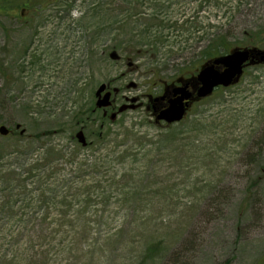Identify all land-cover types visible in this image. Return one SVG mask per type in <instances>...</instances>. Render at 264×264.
Returning a JSON list of instances; mask_svg holds the SVG:
<instances>
[{
    "label": "rangeland",
    "instance_id": "1",
    "mask_svg": "<svg viewBox=\"0 0 264 264\" xmlns=\"http://www.w3.org/2000/svg\"><path fill=\"white\" fill-rule=\"evenodd\" d=\"M227 1V19L215 16L217 0L199 13L205 24L227 20L217 29L218 55L264 48V0ZM7 5L0 6V124L13 133L0 135V165L19 166L26 149L46 143L74 151L69 135L79 129L94 140L104 123L103 110L95 109L102 83L113 91V106L134 97L138 106L109 118L101 129L106 138L80 151L97 158L88 178L102 194L81 188L78 195L66 190L72 193L61 206L49 200L48 219L32 220L45 230L59 224L52 235L36 226L21 236L7 232V213L0 264H20L32 251L31 264H264V64L246 68L237 84L196 101L168 126L147 109L149 96L196 75L214 32L191 37L194 0ZM178 8L191 15L189 24L164 26L177 20ZM182 33L190 38L177 44ZM57 160L70 169L66 158ZM4 179L2 195L13 186Z\"/></svg>",
    "mask_w": 264,
    "mask_h": 264
},
{
    "label": "trees",
    "instance_id": "2",
    "mask_svg": "<svg viewBox=\"0 0 264 264\" xmlns=\"http://www.w3.org/2000/svg\"><path fill=\"white\" fill-rule=\"evenodd\" d=\"M1 1L3 0H0V2ZM7 1H4L5 5L3 3V5L0 4V6H4V8H6V6H8ZM194 1L196 7L192 12L194 21H191V27L193 29L191 37L196 38L198 36V39L203 38L204 35L208 34L207 29L214 30V32H212L210 36L207 37L208 42L206 43L204 50L201 52V59L205 58V61H207L224 52L218 49V47L222 45V37L219 35L220 33H217V29L220 26H225L227 20H221V22L216 24H205L201 21L202 17L199 13L203 8H205V4L210 0ZM169 4L171 3H168V5ZM231 6L232 5H230V2L227 0H217V2L213 4V8L216 12L215 16L219 13H222V19H227V14L230 9H232ZM236 6H240V4L237 2ZM170 7L172 6H166L165 8L168 9ZM178 9H180V12L178 13L177 20L164 26L180 27L177 25L178 23H181L183 26L189 24V18L191 15L185 14L184 10L181 8ZM167 17L169 18L170 16ZM188 30L186 32H188ZM158 34V32H155L152 36H158ZM161 37H163L162 31ZM189 38V36H184L182 33L176 36L174 39H176L175 42L177 44H182V42H188ZM165 41L168 42V40ZM153 51L156 52L154 49ZM90 112L92 113L93 110ZM101 119L104 123L97 128L96 138L103 140L106 138V133H103L101 129H103L104 124L108 122L109 118L102 115ZM86 121L87 118H85L83 122L78 123H84ZM96 138L94 140L88 139V145L83 147L76 140L74 134L71 133L69 135V140L75 145L74 151H67L64 147L57 144L46 143L39 149H35L34 147L26 149L28 151L22 153L19 156V166H11L10 164L0 165V180L5 178L4 181L13 185L10 187V191L8 190L9 188L3 189L4 195L0 193V220H3L7 213L12 216L11 219H9L4 224L3 229L15 235H23V229L34 228L36 226V219L32 220L34 216H40L42 221L48 219L49 213L51 211L49 200L60 202L61 206V203H66V201H68V197L71 196L69 195L70 193L73 192L78 195V190L81 188H86L85 193L87 194H90L94 191L98 194H102V186L98 184L96 185L97 188L94 190L93 188L96 187L93 184L94 177L88 178L89 173H92V175L95 174L94 167L96 165L97 158L82 156L80 153L81 150L93 147L97 141ZM60 158L67 159L66 164L70 166L68 171L63 169L62 165L58 163L57 159ZM66 190L72 192L69 193L66 192ZM86 200H88V197ZM13 218H15V222L12 221ZM17 218L19 220H17ZM14 224L17 226L16 231H12L10 229ZM46 226L47 225L44 224V222L40 223L38 226H36L34 231L39 233L46 231L50 233V235L58 232L59 224H54L53 228H49L48 230H45ZM13 252L15 253V250ZM35 253L36 251H32L20 264H28L29 262L31 264L33 260L36 259Z\"/></svg>",
    "mask_w": 264,
    "mask_h": 264
},
{
    "label": "water",
    "instance_id": "3",
    "mask_svg": "<svg viewBox=\"0 0 264 264\" xmlns=\"http://www.w3.org/2000/svg\"><path fill=\"white\" fill-rule=\"evenodd\" d=\"M264 62V49L258 48H234L229 53L213 58L204 63L197 76L191 80L185 81L182 85L173 87V97L169 100V105L160 109L156 119L157 121H166L174 123L181 121L186 110L190 106V102L194 99H200L211 95L218 86L228 87L237 83L243 74L244 67ZM192 86L191 91L189 87ZM107 84L102 83L96 90V108L104 109V115H107L110 106L113 104L112 91L107 89ZM115 92L118 90L115 89ZM164 99L165 96L154 98L155 101ZM130 103L120 105L116 111L110 114V119L115 120L119 114L129 109H135L137 105V97L127 99ZM21 125L17 124L16 129H20ZM9 128L0 125V134L8 135ZM25 129L20 130V134H24ZM75 137L83 146L87 145V139L83 129L76 132Z\"/></svg>",
    "mask_w": 264,
    "mask_h": 264
},
{
    "label": "flooded vegetation",
    "instance_id": "4",
    "mask_svg": "<svg viewBox=\"0 0 264 264\" xmlns=\"http://www.w3.org/2000/svg\"><path fill=\"white\" fill-rule=\"evenodd\" d=\"M184 77L182 78H179V80L183 79ZM185 79V78H184ZM177 80L175 82H171L170 84L167 85V88H166V92H165V99L164 101H158L156 104L152 105V104H147V109H150L153 114H156L158 112L159 109L161 108H164L168 105V101L169 99L172 97V86L174 84H181L180 81ZM196 101H194L192 103V105L195 103ZM191 105V106H192ZM12 132V131H11Z\"/></svg>",
    "mask_w": 264,
    "mask_h": 264
}]
</instances>
